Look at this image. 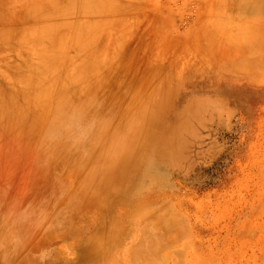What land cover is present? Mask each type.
I'll use <instances>...</instances> for the list:
<instances>
[{
    "label": "rangeland",
    "instance_id": "1",
    "mask_svg": "<svg viewBox=\"0 0 264 264\" xmlns=\"http://www.w3.org/2000/svg\"><path fill=\"white\" fill-rule=\"evenodd\" d=\"M59 1L55 3L62 1L63 7L65 1L71 6L82 3L81 0ZM90 1L85 0L82 4H91L87 5L89 8L80 5L87 12L80 10L81 14H89L87 10L96 6L95 2L99 4L97 8L108 3L107 0L105 3V0L100 3L94 0L93 5ZM36 2L0 0L4 10L0 9L1 26L6 22V25L18 27L21 20V25L26 22V26L40 22L48 14H42L43 6L48 12L51 8L43 0L40 3L45 4L39 3L41 6ZM109 2L110 5L118 4L121 0ZM32 3L43 8L42 12V9L36 11L37 6L32 5L35 11L30 14L40 12L42 15L36 18L34 14L35 20L28 17L33 15L25 16L26 11L32 10L28 9ZM116 4L110 6L117 9L115 12H107L110 7L106 12L94 7L97 10L93 11H98L93 12L95 16L91 13V17H86L88 20L95 17L98 33L93 30L92 34L95 31L97 37L91 42L88 38L91 31L85 30L88 36L82 41H89L82 46L86 48L87 44H92L89 51L97 49L99 52L93 51V56L99 53L96 57L88 53L87 47L83 54L89 55L82 58L80 48L75 46L76 42L82 44L81 40L71 43L72 36L76 40L78 35L80 39L81 34H85L80 33L83 28H79L85 17L80 22H77L80 18L74 20L79 5H73L74 9L68 5V11L64 8L67 15L64 10L59 12L67 18L70 11L68 18L79 24L80 33L77 25L69 21L67 28L75 24V29H69L78 34L69 37L71 46L68 43V47L76 52L67 47L70 51L65 52L69 54L61 53L67 61L61 56L58 58L65 62L59 61L57 69L60 64L66 65V70H60L64 74H60L62 79L58 71V76L54 73L58 63L53 68L54 60H51L52 64L43 61L51 56L43 59L45 53L48 55V49L43 53L44 49L38 51L34 45H41L43 39L44 43L50 42L53 46L52 41L57 40L60 30L67 29L65 26H61L63 29L58 27L59 30L54 26L53 29L58 31L53 30L55 33H51V27L46 29L44 26L46 31L43 32L49 35H41L48 36L46 40L35 32L41 27L34 25L36 30L31 31L35 30L37 35L35 43V36H29V31L23 32L20 28L16 31L18 44L19 40L23 44L28 42L33 46L31 50L42 51L45 56L38 54L35 58L34 50H29L33 53H29L33 55L31 59H41V64L31 60L33 65H30V55L24 56L30 46L24 44L27 47L25 53V46L23 49L17 47L19 55L11 35L10 40L5 37L7 35H2L6 40L0 39V53L3 52V56L0 55V87L3 88L0 91L4 94L0 93L7 98V103L11 102L8 105L14 107L7 105L8 109L0 103L7 108L3 110L0 106V120L5 122L0 124V264H100L111 250H114L112 261L116 260L117 264L123 260L126 264V260L132 259L129 247L141 243L138 234L142 229L133 223L141 207V220L147 225L151 221L150 225L154 226L142 225L148 229L142 230L148 231L146 240L151 235L144 241L146 247L144 244L138 248L141 250L142 246L143 249L149 245L152 250L148 247L150 251L144 249L142 254L146 255L147 251L149 255L153 251L154 254L150 255L153 259L148 260V254L145 257L134 246V251H138L135 254H141V257L138 255L140 259L133 256L132 260L140 261H131L134 264H264V0H128L124 5L123 2ZM28 5L23 15L22 11ZM54 16L46 18H60V15ZM2 18L6 21L2 22ZM44 23L42 20V25ZM106 27L113 34L111 37L116 38L117 45L111 43L113 38L110 42L111 33L105 32ZM19 32H28V35L22 33L24 36H21ZM51 35L53 39L49 38ZM66 38L65 42L69 39ZM37 40H41L39 44ZM9 43L14 51L8 47ZM54 49L56 61L58 49ZM76 49L81 59L77 57ZM73 57L72 61H80L76 62L78 65L71 61ZM104 60L108 61L106 69ZM21 61L25 67H32H26L29 68L27 75L37 76V83L34 77L32 79L41 92L31 87L34 84L30 86L33 93L22 89L31 84L30 76L25 75L28 79L24 80L29 83L22 80L24 86L18 84L21 81H18L21 79L18 72L24 70ZM46 64L53 70L50 71ZM70 64L75 67L71 66L69 70L77 66L78 72L69 71ZM79 72L81 74H76ZM10 75L17 78V83ZM55 75L60 82L54 81ZM107 75L112 76L107 82L108 88L106 84L100 88V80H105L100 84L106 83ZM83 85L87 89L81 96ZM19 90L25 91L21 100L25 98L26 105L25 99L23 102L18 100ZM15 91L18 103L13 97ZM52 92L56 94L54 97ZM47 95L53 97L50 99H55V103H45ZM1 97L0 101L6 103ZM31 97H36L35 101ZM29 103H33L35 109L40 106L45 117L41 118L39 109L37 112L30 110L34 107ZM46 105L47 108L51 105L52 109L44 110ZM18 109L23 111L19 113ZM9 111L10 116L16 114L11 117L15 119L13 125L11 118L7 119ZM98 185L110 186L111 190L96 194L94 188ZM147 216H152L153 220L149 218V221ZM133 224L138 229L137 234ZM131 234L134 237L130 238ZM98 240L100 243L97 244ZM126 250L129 259L125 256ZM144 257L145 261L141 262ZM131 262L129 264H133Z\"/></svg>",
    "mask_w": 264,
    "mask_h": 264
},
{
    "label": "bare ground",
    "instance_id": "2",
    "mask_svg": "<svg viewBox=\"0 0 264 264\" xmlns=\"http://www.w3.org/2000/svg\"><path fill=\"white\" fill-rule=\"evenodd\" d=\"M43 1L46 2L47 0H43ZM49 1H51V0H49ZM49 1L46 2V5L48 4V5L50 6L49 9L51 8L49 12H48V9L45 10V7L43 6L45 3H40V0H37V2H36V0H35V2L38 3V4H39V3H40V4H43L42 6H43V8H44V11H43V8L40 7L41 5L39 4L40 6H37L38 4H36V3H35L36 5H35L34 3H32V4H30L31 6H30V5L26 6V7L24 8V10L22 11V14L24 15V13H25V9H26V10H28V9H32L31 11H29V10L26 11V13H25L26 15H25V16L33 15V17H32V16H28V17H29V19H30V18H33L34 20H35V17H36V18H37V17H39V18L42 17V15H41L40 12L43 11L42 14H44V13L47 14V13H48L46 16L44 15V16L42 17L43 19H41V21L39 20L40 22L36 21V24H35V23H34V24H30V23H29V24H28V23H27V26H26V22H25V23H23V24L21 25V23H22V20H21V21H19V22H20V26L25 25V27H20L19 24H17V25H18V27H17L16 24H15V27H17V29L14 30V29H15V27L13 26L14 24H12V25H11V24L8 25L9 23H7V25H6V24H5L6 22H4V24L8 27V28H7L4 24H3L4 27L1 26L2 24H1V21H0V26H1L0 29L2 28V29H1L2 31L0 30V35H1V36H0V39L2 38V35H4V36L7 35V36H5V37H8L7 40H8V39L10 40V39H11V38H10V35H11V37L14 38V40H15L16 37H17L16 34H17V32H18V29L20 28V31H21V30H22L23 32H25V31H29V36H30V34H31L32 37H33V35H34V36H35V37H34V43H35V42H36V41H35V40H36L35 38L37 37V35H40V38H41V37H44L45 39H46V38L48 39V36H44V34H43V36L41 35L42 33H45V34L47 33V32H43V30L46 31V29H51V28H52V29L50 30L51 33H55L57 30L55 29V30H56V31H55V30L53 29L54 26H55V28H58V27L62 28V27H64V26L67 28L66 25L69 24V21H70L71 24H72V22H74V21H72V20H70V19L68 18V17L71 16V15H70V13H71L70 11H69V13H68L69 16H67V18H68L69 20H68L67 18H65L66 15H67V13L65 12V9H64V8H66V11H68L67 8H70V7H69V6H71V5H69L70 3L67 4V2L65 1V7H63V4H62L63 2H62V1H61V4L59 3V2H60L59 0H56V1L53 0V2H54V1H55V2L59 1L58 3H55V2L53 3V2L51 1L50 3H53L54 6H53V4H50ZM74 1H75V0H74ZM76 1H77V0H76ZM79 1H80V0H79ZM79 1H78V2H79ZM88 1H89V0H86L87 3H88ZM92 1L94 2V0H92ZM92 1H90V2H92ZM97 1H99V3H100L102 0H101V1H100V0H97ZM107 1H108L107 4H109V6H107V4H106V5H105L106 7H105L104 4H103L102 6H104L103 8H105V9H103L102 6L99 7V8H101L102 11L105 10V12H106V9H108V7H110L111 5L114 6V4H116V2H115V3L113 2L114 4H111V5H110V2H109L110 0H107ZM107 1L105 0L104 3L107 2ZM112 1H116V0H111V2H112ZM117 1L119 2L120 0H117ZM127 1H128V0H127ZM127 1L125 0V3H126ZM254 1H255V0H254ZM71 2H73V1H71ZM81 2H82L81 4H80V2H79V4H78V3H77V4H73V3H72V6H71V7H73V9H74V6H78V5H79L80 8H79V7H78L79 9L76 8V11L78 10L77 12L80 13V10H81V11L83 10L81 13H83V12L85 13L86 11H84V8L82 9L81 6H83V7H85V6L88 7V6H90L91 4H90V5L86 4V5L84 6V5H82V4H84L85 0H84V2L81 0ZM90 2H89V3H90ZM93 2H92V4H93ZM122 2H123V5H124V4H125V3H124V0H121V3L119 2V3L116 4L115 6H117V5H119V4L122 5ZM74 3H76V2H74ZM251 3H253V1H252ZM59 4H60V5H59ZM97 4H98V3L95 2V5H96V6H97ZM101 4H102V3H101ZM101 4H100V5H101ZM257 4H258V2H257ZM32 5L37 6V7H35V9H36V8L38 9V10L36 9V11H40V10L42 9L40 12H38V14H37V12L34 13V14H36V16H35L34 14H30V13H32V11L34 10V6H33V8H32ZM48 5H47V6H48ZM55 5L62 6V8L60 7V8H59L60 10H59V9H56V6H55ZM68 5H69V6H68ZM73 5H74V6H73ZM80 5H81V6H80ZM87 5H88V6H87ZM93 5H94V4H93ZM4 6H6V4H5ZM29 6H30L31 8H28ZM51 6H52L53 8H55L54 11L52 10L53 8H52ZM96 6H91V7H93L92 9L90 8L91 10L88 9L89 7L87 8L88 10L85 9V10L89 11V12H88L89 14H84V15H85V16H84L83 14L80 13L81 15H83V17H82V16L78 13L77 18H76V17L74 18V20L80 18V19H78L77 22H80V21H81V18H84V17H85V19L88 21V22H87V21L84 22L83 20H85V19H82L81 22H83V23L80 22V23H79L80 26H79V24L77 25V23L74 22V23L77 25V26H76L77 29H78V26H79V28H83V31L80 29V30H81L80 33H81V32H82V33H85V34H83L84 37H83V35L81 34L80 39H79V35H78V36L76 35L78 38H77L76 40H75V38H74V40H73V36H72V34L74 33V35H75V34L77 33V31H78V33H79V29H78L77 31L75 30L76 33L73 31V29H72V30L69 29L70 27L73 28V27L75 26V24H74L73 27H72V26H68V28H67V29H69V30L71 31V34H70V31H69V30H68L67 32H62V31L67 30V29H65V28H64L65 30H60V32L63 33L64 36H63V34L60 35V34H61V33H60V34H59L60 37L57 36V40H59L58 42H55L56 39H54V42L52 41V39H53L54 37H56V36H54L53 34H52V35H53L54 37H53L52 35L49 36V38H52V39H51L52 43H55V44L58 46V47L55 46V49H54V45H55V44H53V46H52V45L50 44V42H49V43H47V42L44 43V42H43V39H42V41L40 40V41H41V45H42V42L44 43L42 46H41V45H39V46L34 45V48H37L38 51H39V48H40L42 51H43V49H44L43 53H44L45 51H47V49H48L49 52L47 51V52H48V55L45 53L46 56H45L44 54H41V52H42L41 50H40V51H41L40 53H39L36 49H32V50H31V48H33V46L30 45L31 43H28V42H27V43H24V44H26V46H28V47L30 46V48H29L28 51H27V47L22 43V41L20 42V40H19V44H18V41L15 40L16 43H17V46L15 47V49H16L17 47L20 48L21 46H22V49H23L24 46H25V49H26V50L23 49V51H24V53L27 51V52H26L27 55H28L29 53H31L30 51H33V50H34L35 53H34V54L31 53V54H33V55L35 56V58L41 54V55H44V56H45V57H44V56H41V58L44 57L43 59H45V58H46L47 56H49V54H50L51 56L47 57V60H46V59H45V60L42 59V60H43V61H47V63H48V61L54 60V61H53L54 64H52V63H53L52 61H51V63H50V64H52V65H51L52 67H53L55 64L58 63V65H55V69H56V70H54V73H56L57 76H58V74H59V78H60V74L63 73L62 71L60 72V70H61V68H65L64 70H66V65H65V67H63L62 64H63L65 61L62 60V61H63V63H62V61H61L60 59L58 60V58L61 56L62 59H65V60H66L65 56H67V55L69 54V52H68L67 55H66L65 50L68 51V50H69L68 48H71V47H68L69 44H70V46H71V43H72V45H73V43H75L76 41L81 40L80 43H82V44L78 45V42H76L75 46H76V48H78V49L80 48L79 50H80V52L82 53V54H81V55H82V56H81L82 58H83L84 55H85V56L89 55V54H85V53L83 54V52L86 51V48H87V47H88V53L90 52L91 56L94 55V54H93V51H94V53L98 51L97 49H96L97 51H96V50H93L94 48H92V51H89V50H90V49H89V46L92 45V44H90L89 46H88V44H87V47L85 46L86 48H84V46H82L83 44L87 43L86 41H89L88 39H87L86 41H82V39L84 40V38H85V39L87 38V36H88L87 34H88L89 31H91V32H89V36H88V38H91V39H90L91 42H92V38L97 37L96 34L98 33V32H97V31H98V28L96 29V27L94 26V25H95V23H94L95 17H94V18L92 17L91 19L89 18V20H88V18H86V17H91L90 14L93 13L95 10L99 9V8H97V7L99 6V4H98L97 7H96ZM86 7H85V8H86ZM94 7L97 8V9H95ZM27 8H28V9H27ZM47 8H48V7H47ZM57 8H58V7H57ZM110 8H111V9H108L107 12H112V11L115 12V11H117V9H115V7H114L115 10L112 9L113 7H110ZM0 9H1V7H0ZM73 9H71V10L73 11ZM93 9H95V10L93 11ZM55 10H56V11H55ZM57 10H58V11H57ZM63 10H64V11H63ZM69 10H70V9H69ZM110 10H111V11H110ZM1 11L4 12L3 9H1ZM34 11H35V10H34ZM34 11H33V12H34ZM46 11H47V12H46ZM51 11H53V12H51ZM60 11H63V12L66 13L65 17H64V13H63V12H62V14H59ZM102 11H99V12H102ZM50 12H51V13H50ZM54 12H55V13H54ZM77 12L75 13V11H74L73 13H74L75 15H77ZM95 12H98V11H95ZM103 12H104V11H103ZM39 13H40V16H39ZM53 13H54V15H56V16L60 15V18L57 17L56 20H55V19H51L52 21L55 22V23L52 22V23H53V25H52L51 20H50V19L47 20V18L52 17V16L55 18V16L53 15ZM56 13H57V14H56ZM73 13H72V14H73ZM86 13H87V12H86ZM94 14H95V13H93L92 15H94ZM23 15H22V17H23ZM61 15L64 17V21H66V24H65L64 21H62V20H63V17H62ZM75 15H74V16H75ZM86 15H87V16H86ZM34 16H35V17H34ZM47 16H48V17H47ZM74 16H72V17H74ZM94 16H95V15H94ZM44 17H45V18L47 17L46 20H44ZM24 18H25V17H24ZM39 18H38V19H39ZM61 18H62V19H61ZM114 18H115V19H119V18H121V17H114ZM114 18H113V19H114ZM2 19H3V18H2ZM33 19H32V20H33ZM58 19H59V20H58ZM66 19H67V20H66ZM93 19H94V20H93ZM113 19H112V20H113ZM4 20H5V19H3L2 22H3ZM26 20H27V19H26ZM26 20L23 19V21H26ZM30 20H31V19H30ZM34 20H33V22H35ZM42 20H43V22H45L44 25H42ZM57 20H58V22H57ZM60 20H61V21H60ZM79 20H80V21H79ZM5 21H6V20H5ZM46 21H47V24H46ZM71 21H72V22H71ZM19 22H18V23H19ZM28 22H29V21H28ZM33 22H31V23H33ZM49 22H50L51 24H50ZM56 22H57L58 24H57ZM91 22H92V23H91ZM39 23H41V24H39ZM61 23H62V24H61ZM88 23H89V24H88ZM54 24H56V25H54ZM86 24H87L88 26L91 24V26L88 27V26H86ZM109 24H110V23H109ZM31 25H32V26H31ZM34 25H35V27H37L36 25H39L41 28L38 29V27H37V31H35L36 28L33 27ZM50 25H51V26H50ZM57 25H58V26H57ZM72 25H73V24H72ZM84 25H85V29H84ZM12 26L14 27L13 29H12ZM44 26H46V29H45ZM61 26H62V27H61ZM108 26H109V25H108ZM26 27H27V29H26ZM29 27H31V28H29ZM47 27H51V28H47ZM86 27H87V28H86ZM93 27H94V28H93ZM3 28H4V29H3ZM10 28H11V29H10ZM23 28H24V30H23ZM28 28H29V29H28ZM33 28L35 29V30H33V31H35L36 33L38 32L37 35H36L35 32L31 31ZM60 28H58V30H59ZM90 28H91V29H90ZM92 28H93V29H92ZM7 29H8V30H7ZM9 29H10V30H9ZM62 29H63V28H62ZM74 29H75V27H74ZM95 29H96V30H95ZM4 30H6L7 32H5ZM40 30H41V31H40ZM53 30H54L55 32H54ZM85 30H88V32L85 31ZM93 30L96 31V34H94L95 31H94V33H93V34H94V37L92 36V35H93V34H92ZM108 30H109V28L106 27V28H105V32H107ZM10 31H11V33H10ZM14 31H15V32L17 31V32L15 33ZM30 31H31L32 33H30ZM50 31H48V33H49ZM4 32H5L6 34H5ZM8 32H9V33H8ZM13 32H14L15 34H12ZM23 32H19V33L22 34ZM57 32H58V31H57ZM68 32H69V33H68ZM86 32H87V33H86ZM108 32L111 33L110 30H109ZM1 33H2V34H1ZM27 33H28V32H27ZM27 33H26V34H27ZM39 33H40V34H39ZM78 33H77V34H78ZM80 33H79V34H80ZM23 34H24V33H23ZM23 34H22L21 36L26 35V34H24V35H23ZM65 34H67L68 36H65ZM91 34H92V35H91ZM8 35H9V36H8ZM12 35H13L14 37H13ZM17 35H18V34H17ZM27 35H28V34H27ZM46 35H49V34H46ZM55 35H57V34H55ZM69 35H70V36H69ZM90 35H91V36H90ZM111 35H113V34L111 33V34L109 35V38H110L109 40H110V42L112 41L111 38H113V36L111 37ZM4 36H3V37H4ZM21 36H20V37H21ZM62 36H63V37H62ZM71 36H72V39L69 38V37H71ZM85 36H86V37H85ZM38 37H39V36H38ZM65 37L69 38V39L66 38V39H67L66 42H65ZM82 37H83V38H82ZM18 38H19V35H18ZM18 38H17V39H18ZM29 38H30V37H29ZM59 38H60L61 40H60ZM22 39H23V37H22ZM38 39H39V38H38ZM47 39H46V40H47ZM70 39H71L73 42H72ZM98 39H99V38H96V40H98ZM3 40H6V38H2V41H3ZM12 40H13V39H12ZM24 40H25V38H24ZM30 40H31V39H30ZM57 40H56V41H57ZM93 40H95V39H93ZM96 40H95V41H96ZM109 40H108L107 42H109ZM114 40H116L115 37L113 38V41L111 42L112 44H113V42H114V43L117 42V41H114ZM28 41H29V40H28ZM40 41L37 40L38 44H39ZM48 41H50V39H49ZM70 41H71V43H70ZM74 41H75V42H74ZM62 42H63V44H62V49H61L60 47H61V43H62ZM91 42H89V43H91ZM97 42H98V41H97ZM97 42H95V43H96V45H95L96 47H97V44H98ZM120 42H121V41H120ZM7 43H8V41L5 42L6 46L8 45ZM10 43H11V42H10ZM10 43H9V46H8V47H9L10 49H12V51H14L15 49H13V48H14L13 45H11L13 48L10 47ZM21 43H22V44H21ZM57 43H59V44H57ZM64 43H65L66 46L64 45ZM68 43H69V44H68ZM117 43H118V42H117ZM0 44H2V43L0 42ZM20 44H21V45H20ZM28 44H29V45H28ZM48 44H49V48H53L54 50H57V49H58V50H57L58 53L56 54V55H58V57L56 58V61H57V62H56L55 59H54V54H53L54 52H53V49H49V48H48ZM93 44H94V42H93ZM107 44H109V46L112 47V44H110V43H107ZM115 44H116V43H115ZM122 44H123V43H122ZM18 45H20V46H18ZM45 45H46L47 47H46ZM63 45L65 46L64 49H63ZM101 45L104 46V47H106L105 44H101ZM113 45H114V44H113ZM116 45H117V44H116ZM4 46H5V45H4ZM31 46H32V47H31ZM36 46H37V47H36ZM40 46H41V47H40ZM78 46H79V47H78ZM114 46H115V45H114ZM118 46H119V45H118ZM118 46H116V47H118ZM123 46H125V45L123 44ZM67 47H68V48H67ZM91 47H92V46H91ZM107 47H108V45H107ZM5 48H6V47H5ZM9 48H8V49H9ZM82 48H84V50H83ZM112 48H113V47H112ZM124 48H125V47H124ZM0 49H2V48H0ZM20 49H21V48H20ZM71 49H73V48H71ZM78 49H76V50H78ZM115 49H116V48H115ZM117 49H118V48H117ZM16 50H18V53L20 52L19 49H16ZM29 50H30V51H29ZM61 50H62V51H61ZM63 50H64V51H63ZM73 50H74V49H73ZM79 50L77 51V57L80 56V52H79ZM82 50H83V51H82ZM105 50H106V49H105ZM36 51H37L38 53H37ZM60 51H61V52H60ZM69 51H70V50H69ZM74 51H75V50H74ZM100 51H101V49H100ZM4 52H5V51H4ZM62 52H65V56H64V53L61 54ZM75 52H76V51H75ZM75 52H74V53H75ZM78 52H79V53H78ZM98 52H99V51H98ZM104 52H105V51H104ZM24 53H23V54H24ZM59 53H60V54H59ZM72 53H73V52H72ZM72 53H71V54H72ZM4 54H6V53H4ZM23 54H22V55H23ZM31 54H29V55H30L29 63H30L31 60L36 61V60H34L33 58L31 59V56L33 57V55H31ZM38 54H39V55H38ZM78 54H79V55H78ZM97 54H99V53H97ZM97 54H96V56H97ZM0 55L3 56V52L0 53ZM19 55H20V53H19ZM27 55L24 54V56L29 57V55H28V56H27ZM73 55H74V54H72V56H73ZM75 55H76V54H75ZM110 55H111V54H110ZM62 56H64V58H63ZM69 56H71V55H69ZM85 56H84V57H85ZM96 56H93V57H96ZM5 57H6V56H5ZM5 57H4L3 59H5ZM26 57H25V58H26ZM88 57H89V56H88ZM1 58H2V57L0 56V59H1ZM20 58H21V56H20ZM22 58H23V57H22ZM25 58H24V61H26ZM52 58H53V59H52ZM70 58H71V57H70ZM70 58H68V59L70 60ZM75 58H76V56H75ZM78 58H80V57H78ZM89 58H90V57H89ZM3 59H2L1 61H3ZM27 59H28V58H27ZM39 59H40V58H39ZM73 59H74V57L71 59V61H72ZM76 59H77V58H76ZM76 59H75V60H76ZM80 59H81V58H80ZM84 59H85V58H84ZM92 59H94V58H92ZM21 60H23V59H21ZM75 60L72 61V62L74 63ZM37 61H38V60H37ZM37 61H36V62H37ZM59 61H60L62 64H60V67H59L60 69H57L56 66H57V67L59 66V63H60ZM66 61H67V60H66ZM85 61H86V60H85ZM90 61H91V60H90ZM38 62L41 64V59H40ZM76 62H80V61H76ZM76 62H75V63H76ZM106 62H108V61H106ZM106 62H105V60H104L103 63L106 64ZM109 62H110V61H109ZM21 63H22V61H21ZM23 63H24V62H23ZM23 63H22V65H23ZM26 63L28 64V62H26ZM32 63H33V62L31 61V64H30V65H33ZM44 63H46V62H44ZM70 63H71V62H70ZM75 63H74V65H75ZM86 63H87V62H86ZM88 63H90V62H88ZM92 63H93V62H92ZM92 63H91V65H92ZM94 63H96V62H94ZM110 63H111V62H110ZM42 64H43V63H42ZM71 64H72V63H71ZM71 64H70V66L68 67V70H69V68H70V69L72 68L71 66L75 67L74 65H71ZM76 64H77V63H76ZM101 64H102V63H101ZM105 64H103L104 67L107 66V64H106V65H105ZM22 65H21V66H22ZM25 65H26V64L23 65L24 67H21L22 69L24 68V70H22L20 73L18 72V75L20 74L19 76L21 77V79H20V78L18 79V81L21 80V81H20L21 83L18 82V84H20V85H21V84L23 85V81H24L25 79H28L29 76L31 75V74H29V75H27V74L29 73V70H28V69H29V68H32V67L28 65V66H26V67H29V68L26 69ZM46 65H47V67H48L49 64H46ZM46 65H45V66H46ZM67 65H68V64H67ZM77 65H78V64H77ZM86 65H87V64H86ZM89 65H90V64H89ZM97 65H99V63H98ZM87 66H88V65H87ZM99 66H101V65H99ZM52 67H50V68H52ZM91 67H92V66H91ZM94 67H95V66H94ZM96 67H97V66H96ZM108 67H110V66H108ZM19 68H20V66H19ZM40 68H41V66H40ZM40 68H38V70H39ZM48 68H49V67H48ZM50 68H49V69H50ZM53 68H54V67H53ZM77 68H78V67L76 66V68H73L74 71H73V70H69V71H71V72H72V71L75 72V70H76V71L78 72ZM80 68H82V67L79 66V69H80ZM98 68H100V67H98ZM102 68H103V67H102ZM82 69H84V68H82ZM105 69H106V67H105ZM25 70H26V71H25ZM30 70H31V69H30ZM42 70H44V69L42 68ZM42 70H41V71H42ZM46 70H47V69H46ZM52 70H53V69H50V71H52ZM64 70H63V71H64ZM84 70H86V69H84ZM84 70H83V71H84ZM95 70H96V68H95ZM97 70H98V69H97ZM109 70H110V69H109ZM23 71H25V72H23ZM27 71H28V73H27ZM57 71H58L59 73H58ZM104 71H105V70H104ZM22 72H23L24 74H23ZM47 72H48V71H47ZM64 72H65V71H64ZM66 72H67V71H66ZM71 72H70V74H71ZM86 72H87V71H86ZM108 72L110 73V71H106L107 74H108ZM25 73H26V74H25ZM57 73H58V74H57ZM87 73H88V72H87ZM93 73H94V72H93ZM95 73H96V72H95ZM104 73H105V72H104ZM106 73H105V74H106ZM12 74H13V73H12ZM22 74H23V75H22ZM51 74H53V73H51ZM76 74H81V73L79 72V73H76ZM85 74H86V73H85ZM97 74H98V73H97ZM16 75H17V73H16ZM16 75H15V76H16ZM18 75H17V76H18ZM25 75H26L28 78H27ZM56 75H55V77H56ZM63 75H64V74H61V76H63ZM74 75H75V74H74ZM82 75L84 76V73H83ZM101 75H102V74H101ZM10 76H11V75H10ZM12 76H13V75H12ZM12 76H11V78H12ZM17 76H16V77H17ZM22 76H24L25 78L23 77L24 79H22ZM44 76H45V75H44ZM47 76H48V75H47ZM47 76H46V77H47ZM67 76H68V75H67ZM69 76H70V75H69ZM71 76H72V75H71ZM78 76H79V75H78ZM89 76H91V74H90ZM102 76H103V75H102ZM108 76H109V75H107V77H108ZM32 77H34V76L32 75ZM32 77L30 76V79H32ZM35 77H37V76H35ZM35 77H34V79H35ZM75 77H76V76H75ZM94 77H95V76H94ZM97 77H98V76H97ZM110 77H111V78H110ZM110 77H108V80L106 79V80H107L106 83H101V84H100V82L103 80V78H102V80H100L99 85H102V86H100V88H101V87H104V84H106V85H105L106 87L108 86V85H107V82L109 81V78L112 79V76H110ZM42 78H43V77H42ZM76 78H77V77H76ZM79 78H80V76H79ZM79 78H77V81L79 80ZM82 78H83V77H82ZM86 78H87V77H86ZM100 78H101V77H100ZM104 78H105V77H104ZM13 79H15V81L17 80V78H15L14 76H13L12 80H13ZM34 79L31 80L32 82H31V84L29 85V87H24V88H26V89H24V88H22V89H23V90H27V89H29V90L31 91L32 88H33V89L36 88L37 91H40V92H41L42 89L38 87V88L40 89V90H39V89L36 87V86H38V85L35 84V83H37V82H36V81H37V78H36L35 80H34ZM60 79H62V77H61ZM66 79H67V77H66ZM72 79H73V78H72ZM90 79H91V78H90ZM22 80H23V81H22ZM33 80L35 81V83H34ZM46 80H47V79H46ZM55 80H59L58 77H56V79L54 78V81H55ZM63 80H64V79H63ZM67 80H68V79H67ZM70 80H71V79H70ZM81 80H82V79H81ZM87 80H88V79H87ZM15 81H14V82H15ZM25 81H26V80H25ZM25 81H24V82H25ZM41 81H42V80H41ZM71 81H72V80H71ZM71 81H70V82H71ZM104 81H105V80H104ZM104 81H102V82H104ZM27 82H28V80H27ZM27 82H25V83H27ZM43 82H45V81H43ZM52 82H53V81H52ZM59 82H60V80H59ZM68 82H69V80H68ZM74 82H76V80H75ZM81 82H82V84H83V81H81ZM86 82H87V81H86ZM86 82H85V83H86ZM96 82H97V81H96ZM16 83H17V81H16ZM28 83H29V82H28ZM41 83H42V82H41ZM48 83H49V82H48ZM87 83H88V82H87ZM33 84H34V85H33ZM38 84H39V83H38ZM64 84H65V83H64ZM66 84H67V83H66ZM69 84H70V83H69ZM69 84H68V85H69ZM78 84L81 85V83H78ZM95 84H97V83H95ZM108 84H110V82H109ZM22 85H21V86H22ZM31 85H33V86H31ZM51 85H52V84H51ZM54 85H55V84H54ZM54 85H53V86H54ZM70 85H71V84H70ZM88 85H89V84H88ZM23 86H24V85H23ZM23 86H22V87H23ZM27 86H28V85H27ZM30 86H31L32 88H31ZM45 86H46V84H45ZM75 86H76V84H75ZM78 86H79V85H78ZM83 86H84V85H83ZM1 87H2V86H1ZM1 87H0V89L3 88V87H2V88H1ZM5 87H7V86H5ZM60 87H63V85H61ZM60 87H58V88H60ZM64 87H65V86H64ZM69 87H70V86H69ZM76 87H77V86H76ZM86 87H88L87 84H86ZM90 87H91V86H89V88H90ZM92 87H93V86H92ZM95 87H96V85H95ZM97 87H98V86H97ZM30 88H31V89H30ZM70 88H71V87H70ZM70 88H68V89H70ZM81 88H83V87H81ZM107 88H108V87H107ZM8 89H10V91H11V88H8ZM36 89H35V90H36ZM52 89H53V88H52ZM60 89H65V88H60ZM73 89H74V88H73ZM85 89H87V88H85V86H84V89L80 90V91H81V94H79V95L83 96L82 93L84 92ZM95 89H97V88H95ZM12 90H13V89H12ZM23 90H19V91H20V92H19V94H20V99H18V100H21V99H22L21 97H24L25 94L23 95V93H24L25 91H23ZM65 90H67V89H65ZM76 90H77V89H76ZM90 90H92V88H91ZM97 90L100 91V89H97ZM21 91H23V92H21ZM37 91H36V94H37ZM45 91H46V90H45ZM48 91L50 92V90H48ZM53 91H54V90H53ZM68 91H69V90H68ZM85 91H86V90H85ZM101 91L104 92L103 90H101ZM105 91H107V89H106ZM0 92H3V91H0ZM5 92H7V90H5ZM28 92H29V91H27V93H28ZM33 92H34V90H32V93H33ZM40 92H38V93H39V96L41 95ZM43 92H44V89H43V91H42V94H43V95L46 94V93H43ZM54 92H55V91H54ZM54 92L51 93L53 97L56 95V94L53 95ZM61 92H62V91H61ZM64 92H66V91H64ZM97 92H98V91H97ZM8 93H9V91H8ZM21 93H22V94H21ZM32 93H31V94L29 93V95L31 96ZM57 93H58V92H57ZM76 93L78 94L79 92L76 91ZM88 93H89V92H88ZM90 93H91V92H90ZM3 94H4V92H3ZM11 94H13V93L11 92ZM58 94H59V93H58ZM62 94H63V92H62ZM70 94H71V92H70ZM74 94H75V93H74ZM74 94H73V96H75ZM77 94H76V95H77ZM84 94H86V93H84ZM97 94H98V93H97ZM17 95H18V93H17ZM17 95H16V91H15V95H14L13 97H14V100L16 99V103H18V102H17V98H15ZM22 95H23V96H22ZM27 95H28V94H27ZM29 95H28V96H29ZM33 95H34V94H33ZM43 95H42L41 97H44V98H45V96H43ZM59 95H60V94H59ZM65 95L67 96V95H69V93H67V94H65ZM102 95H104V94H102ZM1 96H2V93H0V97H1ZM30 96H29V97H30ZM35 96H36V95H35ZM47 96H48V95H47ZM50 96H51V95H50ZM70 96H71V95H70ZM81 96H79V98H80ZM99 96H100V95H99ZM2 97H3V96H2ZM2 97H1V98H2ZM26 97H27V96H26ZM41 97H40V98H41ZM53 97H52V98H53ZM11 98H12V97H11ZM33 98H34V97H31V99H33ZM35 98H36V97H35ZM35 98L33 99V101H35ZM40 98H38V99H40ZM44 98H43V99H44ZM46 98H47V97H46ZM48 98H49V100H47ZM48 98L45 100V103H46V101H47V104L50 103V101H53V100H51V99H52L51 97L48 96ZM50 98H51V99H50ZM74 98H75V97H74ZM74 98H73V100H74ZM98 98H99V97H98ZM3 99H4L5 102H6V99H7V98H6V97H3ZM24 99H25V98H23V100H21V102H23ZM27 99H28V97H27ZM31 99L29 98L30 101H31ZM43 99H40V100H43ZM0 100H1V99H0ZM1 101H2V100H1ZM1 101H0V103L3 104V105L5 104L6 107H7L8 104L11 103V102H8V103L6 102V103H7V104H6V103H2ZM9 101H12V99H11V100L9 99ZM38 101H39V100H37V102H38ZM54 101H55V99H54ZM54 101H53V102H54ZM28 102H29V101H27V103H28ZM31 102H32V101H31ZM40 102H41V101H40ZM40 102H39V104H40ZM24 103H25V105H26V99H25V102H24ZM45 103H43V104H45ZM54 103H55V102H54ZM54 103H51V105H52V104L54 105ZM1 104H0V106L2 107L3 110L7 109L8 107H12V108L14 109L13 106H9V105H8L7 108L4 106V108H5V109H4L3 106H2ZM14 104H15V103H14ZM19 104H20V103H19ZM22 104H23V103H22ZM32 104H33V103H31V104L29 103V105H31V106H32ZM36 104H37V103H36ZM39 104H38V105H39ZM17 105H18V104H17ZM34 105H35V104H34ZM41 105H42V103H41ZM48 105H49V104H48ZM48 105H46V108L44 107V110H46V109H52V106H51V105L47 108ZM19 106H20V107H23V106H21V105H19ZM42 106H43V105H42ZM1 107H0V108H1ZM15 107H16V106H15ZM20 107H19V108H20ZM29 107H30V106H29ZM32 107H34V106H32ZM36 107H37V108H36L37 110L39 109V115H40L41 107H40V106H36ZM38 107H39V108H38ZM26 108H27V107H26ZM26 108H25V110H26ZM8 109H9V108H8ZM13 109H12V110H13ZM21 109H22V108H21ZM33 109H34V112H37V110L35 109V107L32 108V109L30 108V110H33ZM42 109H43V108H42ZM12 110H11V111H12ZM15 110H16V109H15ZM23 110H24V107H23ZM23 110H19V109H18L19 113H21V111H23ZM35 110H36V111H35ZM44 110H43V111H44ZM0 111H1V109H0ZM11 111H9V114H7V115H9L8 117H7V115H6V116L3 115V116H4L5 118L7 117V119H8V118H11V117L13 116V114H15V113L12 112L13 114H11V116H10ZM27 112L30 113L29 110H27ZM31 112H33V111H31ZM34 112H33V113H34ZM41 112H42V111H41ZM44 113H45V112H44ZM44 113H43V112L41 113V114H42V117H41V118L45 117V116L43 115ZM14 116H16V114H15ZM4 117H3V120L6 121V123H8V122H7V119L5 120ZM116 117L118 118V116H116ZM27 119H28V121H29V116L27 117ZM115 119H116V118H115ZM9 120H10V119H9ZM11 120H12V125H13V122L15 121V119L11 118ZM37 120H38V119H37ZM41 120H42V119H41ZM1 121H2V120H0V122H1ZM28 121H27V122H28ZM37 122H38V121H37ZM39 122H40V120H39ZM39 122H38V123H39ZM113 122H114V121H113ZM113 122H112V123H113ZM2 123H3V122H1L0 124H2ZM4 123H5V122H4ZM4 123H3V124H4ZM3 124H2V125H3ZM8 124H9V123H8ZM8 124H6V125H8ZM36 124H37V123H36ZM6 125H5V126H6ZM37 125H38V124H37ZM37 125H36V127H37ZM111 125H112V124H111ZM9 126H10V124H9ZM23 126H25V125H23ZM26 126H27V124H26ZM26 126H25V127H26ZM6 127H7V126H6ZM11 128H12V126H11ZM22 128H23V127H22ZM35 130H36V129H35ZM37 130H38V129H37ZM110 190H111V187H110V186H105V187H103V186H101V185H98V186H96V187L94 188V193H96V194H98V193H107V192H109ZM141 209H142V210H137L136 216H134V218H135L134 220H135V221H133V220H132V221H133V223L135 222V225H137V227H140V229L143 230L144 227L142 228V225H143V224H146V225H147V223L145 222V220H141V217L143 216V207H141ZM156 209H157V208H156ZM136 217H137V218H136ZM147 217H148V218H147L148 220H149V218H151V219L153 220L152 216H151V217H150V216H147ZM143 219H144V217H143ZM145 219H146V218H145ZM142 221H144V223H143ZM149 221H150V220H149ZM149 221H148V224H149ZM141 223H142V224H141ZM151 223H152V222L150 221V224H151ZM123 224H124V223H123ZM130 224H131V223H130ZM150 224L147 225V226L150 227V226H151ZM135 225L133 224V226L135 227V228L133 227V229H136V228H137ZM146 225H145V226H146ZM152 226H154V225H152ZM152 226H151V228H153ZM128 228H129V227H128ZM145 229H147V228H144V230H145ZM126 230H127V229H126ZM137 230H138V229H136V232H135L136 234L138 233ZM142 230H141V231L139 232V234H138V235H139V238L141 237V238L139 239V240H141V241H139V242H141V243H138L137 245H134V246L137 247V249H139V253H141V254H142V250H143V252H144V251H145L144 249H148V247L152 250V248H151L149 245L147 246V248H143V249H142V247H144V246H142V247H141V250H140V247L138 248V246H141V245H144V244H145V247H146V244H147V243H144V241H145V242L148 241L149 238H150L149 235H151V234H149V235H148L149 237L147 236L148 240H146V236H145V235H147V233H148L147 230H148V229L146 230L147 232L145 231V233L142 232ZM118 231H119V230H118ZM133 231H134V230H133ZM133 231H132V233H134ZM149 231H150V230H149ZM116 232H117V231H116ZM128 233H130V230H129ZM154 233H155V232H154ZM154 233H153V234H154ZM115 234H116V233H115ZM141 234H143V235H141ZM127 235H129V234H127ZM131 235H132V236H131ZM131 235L129 236L130 238L134 237L133 234H131ZM114 236H115V235H114ZM142 236H145V237L142 239ZM117 237H118V235H117ZM110 241H111V240H110ZM142 241H143V242H142ZM98 243H100V240L97 241V244H98ZM142 243H143V244H142ZM139 244H140V245H139ZM99 246H100V248H101V244H100ZM134 246L129 247V249L131 248V250H132V252H131V253H132V254H131V255H132V259H133V256L136 257V256L139 255V256L141 257V254H138V255L135 254L136 251H134V249H133ZM88 248H89V247H88ZM97 248H98V246H97ZM129 249H127V250L130 251ZM137 249H136V250H137ZM150 249H148V251H150ZM127 250H126L125 256H127L128 259H129L130 256H128V255H130V254H129V252L127 253ZM146 251H147V250H146ZM148 251L146 252V253L148 254V256L150 257V258H148V260L153 259V257H151V256H152V254H154V253H153L154 251H153V252L151 251L152 253L150 252V253H151V254H150L151 256L149 255V252H148ZM113 252H114V250H111L109 256H104V258L101 260L102 262H101V263L99 262V263H100V264H116L117 261H116V260H115L116 262H115V261H112L113 259L111 258V256H113ZM137 252H138V251H137ZM137 252H136V253H137ZM144 253H145V252H144ZM144 253H143L142 255H144ZM126 254H128V255H126ZM147 254L144 255V256L146 257ZM159 255H160V254H159ZM102 256H103V255H102ZM139 256H138V257H139ZM160 256H161V255H160ZM160 256H159V257H160ZM135 257H134V258H135ZM140 257H139L138 259H140ZM145 257L143 258L144 260L141 258V259H142L141 262H144V261H145ZM136 258H137V257H136ZM125 259H126V257H125ZM132 259L130 258V260L133 261L134 263H135V262H136V263L140 262V261H135V259H134V260H132ZM86 260H87V259H86ZM148 260H146V262H147ZM122 261H123V260H122ZM122 261H121V263L124 264V263H123L124 261H123V262H122ZM131 261H130V262H131ZM76 262H77V261H76ZM84 262H85V261H84ZM118 262H119V261H118ZM130 262H127V260H126V264H129ZM133 262H131V263H133ZM148 262H149V261H148ZM81 263L83 264V262H81ZM81 263H80V264H81ZM121 263H117V264H121ZM134 263H133V264H134ZM149 263H150V262H149ZM139 264H141V263H139ZM145 264H147V263H145Z\"/></svg>",
    "mask_w": 264,
    "mask_h": 264
}]
</instances>
